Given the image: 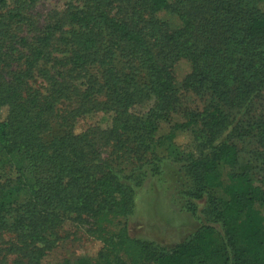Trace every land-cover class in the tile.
Instances as JSON below:
<instances>
[{
  "label": "trees",
  "instance_id": "obj_1",
  "mask_svg": "<svg viewBox=\"0 0 264 264\" xmlns=\"http://www.w3.org/2000/svg\"><path fill=\"white\" fill-rule=\"evenodd\" d=\"M36 1L0 0L4 65L12 64L7 38L32 25L25 11ZM23 38L16 50L25 69L0 83V233L17 238L15 264H41L67 212L129 216L144 181L172 164L184 176L187 209L196 213L207 198L206 218L218 228L166 249L131 236L125 223L110 243L116 260L95 264H264V174L255 180L243 169L223 181L246 143L264 163V112L251 114L257 99L264 104V0H72L64 17ZM55 44L63 60L51 57ZM49 59L67 77L54 63L40 68L49 93L39 98L29 81ZM181 59L190 64L182 81ZM77 78L84 90L71 83ZM72 98L115 114L103 130L108 158L94 134L75 133L76 109L62 112ZM147 99V111H132Z\"/></svg>",
  "mask_w": 264,
  "mask_h": 264
},
{
  "label": "rangeland",
  "instance_id": "obj_2",
  "mask_svg": "<svg viewBox=\"0 0 264 264\" xmlns=\"http://www.w3.org/2000/svg\"><path fill=\"white\" fill-rule=\"evenodd\" d=\"M71 2L72 0H37L25 11L32 25L13 31L12 37L7 38L4 50L12 54V60L9 62L12 64L4 65L0 62V83L3 80L9 81L15 73L25 69L23 56L16 50L17 47L23 48L26 45L23 37L31 42L30 39L43 31L47 25L64 17ZM54 47L60 51L53 52L51 57L57 56L62 59L65 55L64 51L61 52L62 47L59 44H55ZM58 61L51 59L43 61L36 69V76L30 79V89L36 92L39 98L49 93V85L41 76L40 68L49 69L54 63L52 71H64L63 78L67 77L65 68ZM189 72V62L185 59L179 60L176 64L178 79L182 81ZM78 79L80 78L71 83H75L84 90L82 80ZM96 102L88 101L83 105L78 98H72L62 101L59 107L63 109V113L76 109L74 112L76 116L72 120L75 133L94 134L95 143L102 152V158H108L111 148L106 141V132L103 130L112 127L115 114L105 109L100 101ZM152 105H154V99H147L132 111L142 113ZM263 112L264 104L261 99H257L251 114L255 116ZM188 138L180 137L179 140L186 142ZM245 147V151L240 156L239 165L236 168H225L224 182L228 181L230 174L241 172L243 169H247L255 180L264 174V163L256 161L250 153L257 148V145L252 142L246 143ZM178 170V166L172 164L165 168L162 176L148 177L138 189L134 211L129 216L107 213L95 219L88 215L77 216L76 213L70 212L62 215L58 219L57 228L53 229L49 237L48 250L40 260L41 264H77L78 259L82 257L91 264H95L99 256L116 260L110 243L125 223L131 236L154 241L166 249H172L177 244L189 240L205 226L218 228L206 218L207 198L197 201L196 213L187 209L186 203L189 197L186 194L185 179ZM213 194L224 198L227 196L220 187L213 189ZM12 236L9 231L0 233V264H15L22 259L15 246L17 238ZM120 261L128 264V260L124 257Z\"/></svg>",
  "mask_w": 264,
  "mask_h": 264
}]
</instances>
